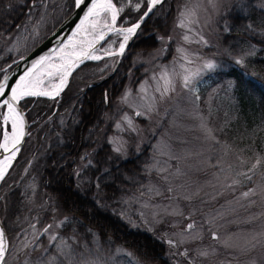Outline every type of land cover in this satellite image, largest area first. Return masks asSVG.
<instances>
[{
  "label": "trees",
  "instance_id": "trees-1",
  "mask_svg": "<svg viewBox=\"0 0 264 264\" xmlns=\"http://www.w3.org/2000/svg\"><path fill=\"white\" fill-rule=\"evenodd\" d=\"M113 2L117 7L125 6L117 26H129L142 14L129 11L137 0ZM181 2L164 0L154 9L132 37L114 71L117 58L111 69L102 73H96L100 61L83 63L72 72L57 101L28 98L20 103L29 137L26 135L4 181H0L2 189L14 167L25 157L26 141L37 132V136L45 138L44 142L39 138L41 148L38 142L36 145L37 188L43 201L65 218L57 230L59 235L71 236L86 248L99 245L96 247L102 253L123 250L131 254L136 264H170L165 257V244L156 235L129 225L117 214L121 198L144 180V165L154 137L149 135L137 151L128 147L125 157L111 150L107 137L113 131L116 98L126 85L134 86L142 75V67L135 66L132 57L150 54L160 47V37H171ZM73 4V0H0V79L71 12ZM217 30L216 45L203 53L216 60L218 68L203 76L198 84V100L201 103L212 92L207 120L217 142L227 146L226 158L235 161L237 156L252 153L262 156L264 0H243L239 9L232 6L217 23ZM173 45L169 39L164 60L171 56ZM241 57L243 64H236ZM78 83L83 84L80 90L75 89ZM106 93L108 103L104 102ZM136 120L145 125L143 119ZM80 157L87 163L78 167ZM260 171L264 175V166ZM0 191H4L0 198V223L11 246L6 218L14 223L22 216L25 200L13 186ZM16 230L14 227L11 231ZM29 254L33 262L38 259L40 264L49 258L35 248Z\"/></svg>",
  "mask_w": 264,
  "mask_h": 264
},
{
  "label": "rangeland",
  "instance_id": "rangeland-1",
  "mask_svg": "<svg viewBox=\"0 0 264 264\" xmlns=\"http://www.w3.org/2000/svg\"><path fill=\"white\" fill-rule=\"evenodd\" d=\"M242 3L243 0H182L171 30L170 38L174 44L171 56L163 59L169 38L160 39V47L150 54L133 56V64L142 67V75L134 86L126 85L122 89L114 104L113 131L107 137L113 152L125 157L128 147L137 151L149 135L154 137L148 161L144 165V180L121 198L117 214L129 225L156 235L165 244V257L170 264H264V175L260 171L264 166V154H256L262 158V163L254 173H249L251 180L240 175L248 172L258 157L252 153L249 156H237L235 161L226 158L229 156L227 146L217 142L207 120L213 94L211 91L207 93L201 103L197 98L198 84L203 76L218 68L216 60L204 55L203 50L216 45L217 23L221 22L223 15L232 6L239 9ZM186 6L196 10L197 23L190 25L191 31L177 26L180 12ZM185 35L189 36L190 42H185ZM201 35L207 44L197 42ZM121 39L112 34L97 48H107L111 44L117 49ZM177 48H183L193 60L192 64L186 65L193 71L203 69L206 61L213 62L216 67L201 71L194 81V91L181 87L177 77L175 92L160 101L155 89L161 69L175 67L179 72V64L184 63L176 60ZM97 55L102 56V59L98 60L100 67L96 73L110 70L116 56L106 57L103 51L97 52ZM154 76L157 79H153ZM141 85L147 92L144 100L141 99L144 96ZM82 87L83 84L78 83L75 89L80 90ZM126 91H130L131 95L128 103H122L121 97ZM151 97H156L157 102L154 110L148 112L147 102ZM28 98L57 101L60 95L53 99L39 96ZM138 111L144 115H136ZM125 116L131 119V128L124 120ZM136 118L143 119L145 125L138 123ZM117 123L122 130L116 128ZM202 124L211 130L212 138L201 127ZM39 138L45 141L44 137L37 136V132L30 135L24 145V149L27 147L25 157L14 167L0 189L13 186L25 200L22 216L14 223L6 218L8 228L13 230L16 227L17 230H10L11 246L6 238L4 264H40L38 259L33 262L30 257V250L34 248L41 256L49 257L47 262L41 264H49L53 257L55 260L52 264H136L123 250L102 253L96 247L99 245L86 248L71 236L59 235L57 230L65 218L58 216L52 206L43 201L37 188L35 160L39 154L36 145L39 144L41 148ZM118 146H122V150L114 151ZM81 159H78V167L87 163V160ZM240 159L246 163L241 164ZM249 189H255L256 195L243 198L242 193ZM3 192L0 191V198ZM2 211L6 214L5 206ZM190 223L194 224V228L186 231ZM213 232L217 234L218 240H213ZM53 235L57 239L50 243ZM253 237L258 238L261 244L242 251L245 240ZM61 240L71 246L67 250L71 260L57 248ZM169 240L174 242V246L169 245ZM226 242L231 247H226ZM201 252H207L208 255L202 256Z\"/></svg>",
  "mask_w": 264,
  "mask_h": 264
},
{
  "label": "snow or ice",
  "instance_id": "snow-or-ice-1",
  "mask_svg": "<svg viewBox=\"0 0 264 264\" xmlns=\"http://www.w3.org/2000/svg\"><path fill=\"white\" fill-rule=\"evenodd\" d=\"M163 2L164 0H143V3H141L140 0H137L134 6L129 8V11L134 10L138 13H142L139 16V20L129 27H123L117 26V22L121 14L125 12V6L122 5L117 7V4L114 3L113 0H74V6L77 10L86 9V11H83V15L79 18V22L75 25L71 35L67 37L66 40H60L58 46L51 49L48 53L33 60L31 66L14 84L8 83L7 76H4V79L0 80V109H4V111L0 112V136H2V139H0V150L4 153H9L5 155L3 159H0V181H4L11 161L15 159L17 153L20 151L19 145L25 135L26 125L24 114L18 107L20 101L25 97L48 96L50 98H55L59 96L76 68L85 61L102 59L100 55H97V52L103 51V55L106 57L123 56L128 42L137 33L138 29H140L141 24L144 23L145 19L153 13L154 9ZM195 17L196 10L186 6L180 12L177 26L180 28H188L189 31H191L190 25L197 23ZM112 34L122 38L118 42V49H114L111 44H109L107 48L103 46H101V48L96 47L97 44L106 42V38ZM160 39L163 41L164 38L160 37ZM169 39L171 38L169 37ZM184 40L185 42H190L189 36L185 35ZM197 42L207 44V41L204 40L202 35ZM177 53L178 56L176 60L184 61V63L179 64L181 71L178 72L175 67L171 69L164 67L159 73L158 86L155 91L159 93L160 101H163L168 98L171 93L175 92L177 77H179L181 87L189 91H194V81L200 76L201 71L203 69L211 70L216 67L213 62L206 61L203 64V69L198 68L193 71L186 66L193 63V60L188 56L186 51L183 48H177ZM243 62V57L235 61L236 64H243ZM45 78H47V81ZM153 79H157V77L154 76ZM141 92L144 93V96H141V99L144 100L147 96V92L143 85H141ZM130 95V91H126L121 97V102L128 103ZM104 102H109L107 93L105 94ZM156 102V97L150 98L147 102L148 112L154 110ZM136 115H144V113L138 111ZM124 120L131 128V119L125 116ZM201 127L208 133L209 138H212L211 130L207 128L206 124H202ZM116 128L122 130L119 123H117ZM111 142L113 141H110V143ZM121 150L122 146L114 148L116 152H120ZM240 163L244 164L246 162L240 159ZM261 163L262 158L258 157L251 168L248 169V172L240 173V175L251 180L252 176L249 175V173H254ZM233 183L236 182L234 181ZM255 195V189H249L242 193V197L245 199ZM214 219L215 218H213V220ZM193 228L194 224L190 223L187 225L186 231ZM45 231H48V229H45ZM212 238L213 240H218V236L215 232L212 233ZM56 239L57 237L53 235L50 238V243ZM168 243L170 246H174L173 241L169 240ZM259 244H261V241L253 237L245 240L244 247L241 250H250ZM225 246L231 247L227 242ZM57 248L62 251L63 255L69 256L71 260V254L67 251L71 246L66 241L61 240ZM5 252L6 242L4 239V232L0 230V264H4ZM128 255L131 254L129 253ZM200 255L206 256L208 253L201 252ZM54 260L55 257L49 261V264H52ZM253 264H255V262H253Z\"/></svg>",
  "mask_w": 264,
  "mask_h": 264
},
{
  "label": "water",
  "instance_id": "water-1",
  "mask_svg": "<svg viewBox=\"0 0 264 264\" xmlns=\"http://www.w3.org/2000/svg\"><path fill=\"white\" fill-rule=\"evenodd\" d=\"M146 10V9H145ZM83 11H85V9L82 10H77L73 4V8L71 10V12L64 17L59 24L45 37L43 38L39 43H37L30 51H28L24 56L23 59L20 58L2 77L0 80L4 79V76L8 77V83L9 84H13L16 79L20 76V74L27 69L33 62V60L38 59L41 55H44L46 53H48L51 49L55 48L58 46L60 40H66L67 37L72 33V30L75 28V25L79 22V18L82 16ZM147 19V18H146ZM145 19V20H146ZM139 20V18L135 21L137 22ZM134 22V23H135ZM132 25V24H131ZM129 25V26H131ZM129 26H125V27H129ZM131 41V40H130ZM129 41V42H130ZM128 42V44H129ZM102 43V42H101ZM100 45V44H97ZM128 46V45H127ZM127 48V47H126ZM118 49V48H117ZM102 57V56H101ZM116 62L115 65L113 67V71L115 70L120 57L121 56H116ZM88 61H92L95 62L97 60H88ZM108 78V76L106 77ZM99 83V82H98ZM96 83V84H98ZM88 85H86L87 87ZM20 111L23 112L24 111L21 109V107L18 105ZM25 119V135L22 138V141L19 145V148L21 147L25 136L27 134V121L26 118L24 116ZM18 154V153H17ZM17 156V155H16ZM16 158V157H15ZM13 160L11 161L12 164ZM11 166V165H10ZM9 169V168H8ZM0 230L3 231V228L1 226L0 223ZM4 232V231H3ZM4 239L6 242V237H5V233H4ZM6 250H7V243H6Z\"/></svg>",
  "mask_w": 264,
  "mask_h": 264
},
{
  "label": "bare ground",
  "instance_id": "bare-ground-1",
  "mask_svg": "<svg viewBox=\"0 0 264 264\" xmlns=\"http://www.w3.org/2000/svg\"><path fill=\"white\" fill-rule=\"evenodd\" d=\"M85 11H86V9H85ZM82 15H83V14H82ZM97 46H98V45H96V47H97ZM30 66H31V65H30ZM30 66H29V67H30ZM29 67H28V68H29ZM28 68H27V69H28ZM27 69H25V70L20 74V76L23 75L24 72H25ZM20 76H19V77H20ZM19 77H18L17 79H19ZM17 79H16V80H17ZM14 83H15V82H14ZM14 83H13V84H14ZM49 90H50V88H49ZM33 97H37V96H33ZM39 97H45V98H48V99H53V98H50V97H48V96H39ZM57 97H58V96H57ZM55 98H56V97H55ZM25 99H26V97H25ZM23 100H24V99H23ZM3 111H4V109H3ZM8 154H9V153H4L2 150H0V159H3V157H4L5 155H8Z\"/></svg>",
  "mask_w": 264,
  "mask_h": 264
}]
</instances>
